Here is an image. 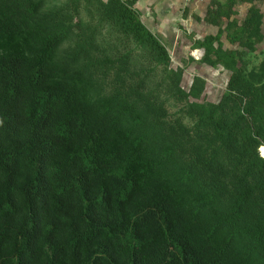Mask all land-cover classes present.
I'll return each mask as SVG.
<instances>
[{"label":"trees","instance_id":"obj_1","mask_svg":"<svg viewBox=\"0 0 264 264\" xmlns=\"http://www.w3.org/2000/svg\"><path fill=\"white\" fill-rule=\"evenodd\" d=\"M257 1L209 2L214 104L138 0H0V264H264Z\"/></svg>","mask_w":264,"mask_h":264},{"label":"rangeland","instance_id":"obj_2","mask_svg":"<svg viewBox=\"0 0 264 264\" xmlns=\"http://www.w3.org/2000/svg\"><path fill=\"white\" fill-rule=\"evenodd\" d=\"M44 1L45 9H49L53 4L64 0ZM209 2L210 0L202 3H195L193 0H138L135 8L140 13L143 24L167 48L171 57V68L181 70V88L188 92L194 78H200L205 87L197 102L215 104L226 88L229 73L220 67L212 69L199 63L202 53L191 50L195 41L217 33V28L204 20ZM255 4L264 13V0ZM248 7L249 4L239 6V21L244 18ZM262 29L264 30V22ZM246 60L249 62V68L264 62V42L257 46L254 53L247 54ZM167 107L169 113L173 114L181 106H175L172 100H168ZM259 154L264 157V152L260 149Z\"/></svg>","mask_w":264,"mask_h":264},{"label":"crops","instance_id":"obj_3","mask_svg":"<svg viewBox=\"0 0 264 264\" xmlns=\"http://www.w3.org/2000/svg\"><path fill=\"white\" fill-rule=\"evenodd\" d=\"M243 4H247V3H243ZM242 5V4H239L237 6V9H238V12H239V6ZM208 6H209V3H208ZM238 16H236L235 18L237 19ZM238 20V19H237ZM215 35V34H214ZM222 42L224 44V47H232L231 45L228 44V42L225 40V37L223 36L222 37ZM225 44H228V46H226ZM195 52H198V53H202V50H194Z\"/></svg>","mask_w":264,"mask_h":264},{"label":"built area","instance_id":"obj_4","mask_svg":"<svg viewBox=\"0 0 264 264\" xmlns=\"http://www.w3.org/2000/svg\"><path fill=\"white\" fill-rule=\"evenodd\" d=\"M195 3H202V2H204V1H206V0H193Z\"/></svg>","mask_w":264,"mask_h":264},{"label":"bare ground","instance_id":"obj_5","mask_svg":"<svg viewBox=\"0 0 264 264\" xmlns=\"http://www.w3.org/2000/svg\"><path fill=\"white\" fill-rule=\"evenodd\" d=\"M260 150H261L262 152H264V147H261ZM262 154H263V153H262Z\"/></svg>","mask_w":264,"mask_h":264}]
</instances>
